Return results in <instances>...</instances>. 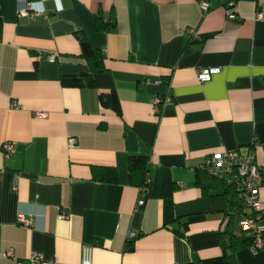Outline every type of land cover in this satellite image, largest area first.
<instances>
[{
	"label": "crops",
	"instance_id": "obj_1",
	"mask_svg": "<svg viewBox=\"0 0 264 264\" xmlns=\"http://www.w3.org/2000/svg\"><path fill=\"white\" fill-rule=\"evenodd\" d=\"M23 1L0 0V264H28L32 254L80 264L83 246L93 247L91 264L222 256L220 232L242 210L222 187L203 193L199 166L249 147L264 160V0H233L238 22L226 16L231 0H28L43 15L21 19ZM98 14H112L115 27L97 31ZM78 35L103 54L91 86L61 82L91 73ZM205 67L220 72L201 84ZM155 96L167 98L159 114ZM144 150L141 195L128 161ZM104 168L115 182L99 179ZM238 259L264 264V247H245Z\"/></svg>",
	"mask_w": 264,
	"mask_h": 264
},
{
	"label": "built area",
	"instance_id": "obj_2",
	"mask_svg": "<svg viewBox=\"0 0 264 264\" xmlns=\"http://www.w3.org/2000/svg\"><path fill=\"white\" fill-rule=\"evenodd\" d=\"M33 4L24 0L18 8L17 14L21 19L35 18L43 15V12L33 10ZM235 2L229 1L225 5L226 16L228 20L240 21L241 18L233 12ZM201 10L206 11L209 7L208 2H200ZM55 56H49L48 61H54ZM220 72L219 67H205L196 71V79L199 83L209 82L212 76ZM148 83V80L145 81ZM159 83V82H158ZM167 98L155 96L152 100V112L159 114ZM36 117H41V113H35ZM69 147L75 144L73 138L68 140ZM1 152L5 157L13 152L11 143H4L1 146ZM199 169L211 176L224 180L225 184L236 190L238 204L242 210L237 221L238 229L252 240V249L259 250L264 247V223L262 222L263 204L260 200V189L264 187V160L257 163L255 153L252 147L246 151L240 149L226 150L223 152L213 153L212 156L205 160ZM145 182L149 184L148 175L145 176ZM148 187L140 188V194L143 195ZM59 219H67L68 214L64 209L58 213ZM17 221L22 226H32V220L24 214L19 213ZM135 238V234L130 232L127 240L130 243ZM92 246H83L81 250L80 264H91ZM12 251L10 248L5 250L4 256L10 257ZM44 259L39 254H32L28 258V264H42Z\"/></svg>",
	"mask_w": 264,
	"mask_h": 264
},
{
	"label": "trees",
	"instance_id": "obj_3",
	"mask_svg": "<svg viewBox=\"0 0 264 264\" xmlns=\"http://www.w3.org/2000/svg\"><path fill=\"white\" fill-rule=\"evenodd\" d=\"M115 27V18L111 14L105 19L100 14L96 17V29L101 33H106ZM79 44L81 46V55L87 60V63L91 67V73L82 74L81 76L74 77H61L63 84L82 87L91 86L93 83L92 73L104 71L103 54L100 50L92 49L85 37L78 35ZM149 154L144 150L141 154H133L129 157L128 169L130 174L131 183L141 187H148L149 184L145 182V176L148 172ZM198 182L201 184V188L204 194H208V191L215 190L219 187L224 188V195L226 196L229 204L233 208L239 206L236 190L225 184L224 180L207 175L200 172ZM100 180L105 182H115L116 172L112 168H104V172L100 175ZM239 216L236 214H230L226 227L220 232V245L223 250V255L216 258L201 260L199 262H191L187 264H239L238 252L252 245V240L246 237L237 227V221ZM132 247V242L128 243L127 248Z\"/></svg>",
	"mask_w": 264,
	"mask_h": 264
}]
</instances>
